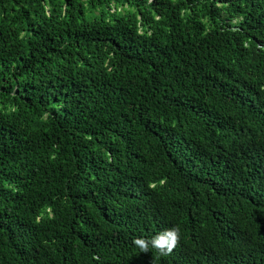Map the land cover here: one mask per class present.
<instances>
[{"label": "trees", "instance_id": "1", "mask_svg": "<svg viewBox=\"0 0 264 264\" xmlns=\"http://www.w3.org/2000/svg\"><path fill=\"white\" fill-rule=\"evenodd\" d=\"M0 264H264V0H0Z\"/></svg>", "mask_w": 264, "mask_h": 264}, {"label": "clouds", "instance_id": "2", "mask_svg": "<svg viewBox=\"0 0 264 264\" xmlns=\"http://www.w3.org/2000/svg\"><path fill=\"white\" fill-rule=\"evenodd\" d=\"M179 226L164 229L150 238L137 237L132 243L136 245L142 252L147 253L149 248L157 249L161 255H169L177 247L180 241Z\"/></svg>", "mask_w": 264, "mask_h": 264}]
</instances>
